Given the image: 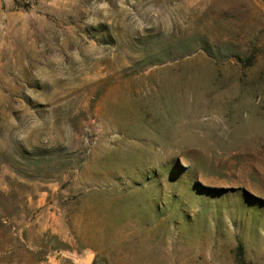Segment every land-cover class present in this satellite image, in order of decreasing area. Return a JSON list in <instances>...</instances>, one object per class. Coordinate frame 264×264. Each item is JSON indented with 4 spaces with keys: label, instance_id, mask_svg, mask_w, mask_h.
<instances>
[{
    "label": "rangeland",
    "instance_id": "rangeland-1",
    "mask_svg": "<svg viewBox=\"0 0 264 264\" xmlns=\"http://www.w3.org/2000/svg\"><path fill=\"white\" fill-rule=\"evenodd\" d=\"M0 264H264V0H0Z\"/></svg>",
    "mask_w": 264,
    "mask_h": 264
},
{
    "label": "bare ground",
    "instance_id": "bare-ground-1",
    "mask_svg": "<svg viewBox=\"0 0 264 264\" xmlns=\"http://www.w3.org/2000/svg\"><path fill=\"white\" fill-rule=\"evenodd\" d=\"M85 259L88 261V260L90 259V256H89V255H87Z\"/></svg>",
    "mask_w": 264,
    "mask_h": 264
}]
</instances>
